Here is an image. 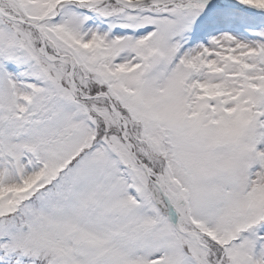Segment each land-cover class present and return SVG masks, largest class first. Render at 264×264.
<instances>
[{"label": "snow or ice", "instance_id": "1", "mask_svg": "<svg viewBox=\"0 0 264 264\" xmlns=\"http://www.w3.org/2000/svg\"><path fill=\"white\" fill-rule=\"evenodd\" d=\"M0 264H264V0H0Z\"/></svg>", "mask_w": 264, "mask_h": 264}]
</instances>
